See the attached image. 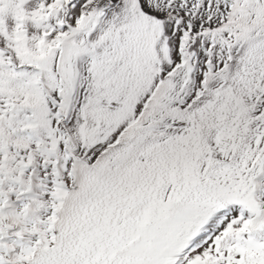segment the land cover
<instances>
[{
    "label": "snow or ice",
    "instance_id": "6c2138e0",
    "mask_svg": "<svg viewBox=\"0 0 264 264\" xmlns=\"http://www.w3.org/2000/svg\"><path fill=\"white\" fill-rule=\"evenodd\" d=\"M0 264H264V0H0Z\"/></svg>",
    "mask_w": 264,
    "mask_h": 264
}]
</instances>
